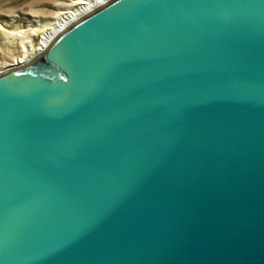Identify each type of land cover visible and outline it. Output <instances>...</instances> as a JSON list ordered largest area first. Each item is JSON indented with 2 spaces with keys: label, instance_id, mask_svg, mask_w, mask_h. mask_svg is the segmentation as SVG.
Instances as JSON below:
<instances>
[{
  "label": "water",
  "instance_id": "obj_1",
  "mask_svg": "<svg viewBox=\"0 0 264 264\" xmlns=\"http://www.w3.org/2000/svg\"><path fill=\"white\" fill-rule=\"evenodd\" d=\"M0 264H264V0H105L2 69Z\"/></svg>",
  "mask_w": 264,
  "mask_h": 264
},
{
  "label": "rangeland",
  "instance_id": "obj_2",
  "mask_svg": "<svg viewBox=\"0 0 264 264\" xmlns=\"http://www.w3.org/2000/svg\"><path fill=\"white\" fill-rule=\"evenodd\" d=\"M77 0H0V71L11 67ZM35 33L30 36L29 34Z\"/></svg>",
  "mask_w": 264,
  "mask_h": 264
},
{
  "label": "bare ground",
  "instance_id": "obj_3",
  "mask_svg": "<svg viewBox=\"0 0 264 264\" xmlns=\"http://www.w3.org/2000/svg\"><path fill=\"white\" fill-rule=\"evenodd\" d=\"M105 0H77L72 3L71 9L66 12L61 13L57 16L56 20L48 27L46 31L42 33L36 45L31 44L30 51H25L24 54L16 60L13 66H18L26 61L30 60L36 53L44 49L49 41L52 39L53 35L68 22L75 19L76 17L86 13L88 10L94 8L95 6L101 4ZM30 36L35 35V33L29 34Z\"/></svg>",
  "mask_w": 264,
  "mask_h": 264
}]
</instances>
